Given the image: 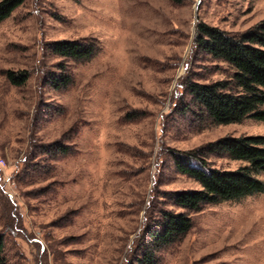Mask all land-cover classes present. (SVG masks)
<instances>
[{"label":"rangeland","instance_id":"obj_1","mask_svg":"<svg viewBox=\"0 0 264 264\" xmlns=\"http://www.w3.org/2000/svg\"><path fill=\"white\" fill-rule=\"evenodd\" d=\"M261 22L264 0H25L1 21L7 264H131L141 256L164 212L182 211L173 193L201 189L177 171L176 152L264 135L254 118L203 125L187 90L233 73L195 44L200 24L239 34ZM61 40H94L101 50L71 60L50 48ZM56 74L72 84L56 88ZM210 164L234 170L243 162ZM192 219L185 239L158 254L161 264H264V192L208 205Z\"/></svg>","mask_w":264,"mask_h":264},{"label":"trees","instance_id":"obj_2","mask_svg":"<svg viewBox=\"0 0 264 264\" xmlns=\"http://www.w3.org/2000/svg\"><path fill=\"white\" fill-rule=\"evenodd\" d=\"M25 0H2L0 23ZM195 44L215 60L226 62L233 73L214 83L190 82L187 90L196 108L193 114L203 125L232 124L247 118L264 121V22L239 34L219 27L199 25ZM50 48L60 57L90 61L101 50L96 41L61 40ZM10 78L15 81L12 73ZM56 88L72 84L68 74L55 75ZM187 109L191 110L188 105ZM192 111V110H191ZM57 151L67 153L64 146ZM224 157L241 161L237 169L216 168L211 158ZM175 167L180 174L195 180L201 189H184L172 195L173 205L181 212L166 210L158 225L149 230V244L131 264H161L158 254L180 243L192 230V215L208 205L237 201L264 192V135H226L198 149L176 152ZM4 238L0 236V264H7Z\"/></svg>","mask_w":264,"mask_h":264}]
</instances>
